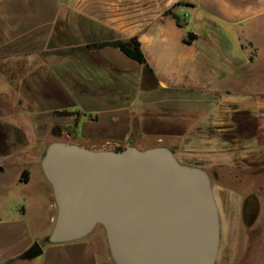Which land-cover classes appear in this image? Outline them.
I'll use <instances>...</instances> for the list:
<instances>
[{"label": "crops", "instance_id": "obj_1", "mask_svg": "<svg viewBox=\"0 0 264 264\" xmlns=\"http://www.w3.org/2000/svg\"><path fill=\"white\" fill-rule=\"evenodd\" d=\"M132 38L146 64L88 47ZM1 100L0 177L13 160L17 183L29 186L62 136L94 151L156 140L149 149L210 175L222 234L232 231L252 196L240 198L236 173L264 171V0H0ZM46 196L48 227L37 235L26 195L13 216L8 190L0 195V264H115L104 230L46 244L58 214L52 190ZM36 243L42 255L26 258Z\"/></svg>", "mask_w": 264, "mask_h": 264}, {"label": "water", "instance_id": "obj_2", "mask_svg": "<svg viewBox=\"0 0 264 264\" xmlns=\"http://www.w3.org/2000/svg\"><path fill=\"white\" fill-rule=\"evenodd\" d=\"M58 214L46 244L105 231L115 264H216L221 216L210 175L168 148L94 151L54 142L42 158ZM36 243L28 259L42 255Z\"/></svg>", "mask_w": 264, "mask_h": 264}, {"label": "rangeland", "instance_id": "obj_3", "mask_svg": "<svg viewBox=\"0 0 264 264\" xmlns=\"http://www.w3.org/2000/svg\"><path fill=\"white\" fill-rule=\"evenodd\" d=\"M0 103L1 105L5 104L6 101L1 100ZM5 110L7 112L8 108ZM20 119L26 121L25 118ZM58 140L59 142L67 143L68 138L62 136ZM73 140H76L77 143L82 145L85 143L81 137L74 138ZM155 141L156 140L153 141L144 138L139 141H134V139L131 138L127 143L137 148L139 151H146ZM125 145L127 144L122 145L121 149L128 147ZM9 163L6 169V176L0 177V195H3V192L8 190V197L4 198V203L12 207L8 210L9 216L16 214L17 207L20 205L22 197L26 195L29 199V201L27 200L28 206H31L27 217L34 225L37 235H41L44 229L48 227V203L46 193L48 190H52V187L47 183V180V182L45 181L46 178L43 173L41 174V171H39V173L37 172V174L34 172L33 179L29 186H25L22 183L18 184L16 179L20 164L13 160H10ZM236 174L240 176L241 185L237 187V183H232V187H237L240 198L248 197L250 194L252 195L248 199L254 202L257 213L255 219L251 220L245 217L244 212H242V214L240 212L238 216L236 215L233 217L232 231L228 230L227 227L223 229L222 241L220 242L218 261L216 264H264V171L261 175L262 177H258L257 179H254V173ZM256 188L263 192L262 196L259 197L257 192H254ZM246 202L247 200L244 201V205ZM98 230L103 231L104 229L102 227H97L93 232L97 233L99 232ZM93 232L91 234H93ZM47 237L48 236H46V238Z\"/></svg>", "mask_w": 264, "mask_h": 264}, {"label": "trees", "instance_id": "obj_4", "mask_svg": "<svg viewBox=\"0 0 264 264\" xmlns=\"http://www.w3.org/2000/svg\"><path fill=\"white\" fill-rule=\"evenodd\" d=\"M169 14L172 13V11L168 12ZM177 22L180 24V18L179 17H175ZM196 37L193 34H188L187 36V40L186 43H191L193 39H195ZM89 48H93V49H102L105 47H113L116 49H119L120 51H122L127 57L137 61L140 64H146V58L142 52L141 49V45L139 43L138 38H132L128 41H112V42H104V43H99V44H93V45H89ZM57 115L62 116V117H72V116H78V113H73V112H68V111H64V112H57ZM54 134L58 135L60 133V128H55L54 129ZM121 150V149H118ZM28 177L29 174L27 171H24V173L22 174V178L21 180L25 183L28 182Z\"/></svg>", "mask_w": 264, "mask_h": 264}, {"label": "flooded vegetation", "instance_id": "obj_5", "mask_svg": "<svg viewBox=\"0 0 264 264\" xmlns=\"http://www.w3.org/2000/svg\"><path fill=\"white\" fill-rule=\"evenodd\" d=\"M244 213H245V217H247L248 219H251V220L255 219L257 208L252 200L250 199L247 200L245 204Z\"/></svg>", "mask_w": 264, "mask_h": 264}]
</instances>
